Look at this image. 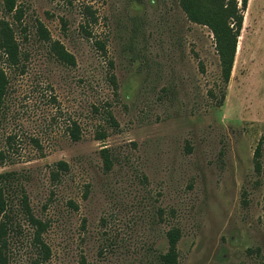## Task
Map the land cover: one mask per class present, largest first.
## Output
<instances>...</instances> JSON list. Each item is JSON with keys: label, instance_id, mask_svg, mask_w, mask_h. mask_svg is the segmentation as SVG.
Wrapping results in <instances>:
<instances>
[{"label": "rangeland", "instance_id": "374dc122", "mask_svg": "<svg viewBox=\"0 0 264 264\" xmlns=\"http://www.w3.org/2000/svg\"><path fill=\"white\" fill-rule=\"evenodd\" d=\"M17 6L21 61L0 56L9 78L0 174H16L47 222L49 264H160L174 228L179 264H264V150L261 174L254 162L264 140V0L244 11L228 84L213 34L179 0ZM38 21L75 66L39 37ZM14 216L9 262L33 264V229Z\"/></svg>", "mask_w": 264, "mask_h": 264}, {"label": "trees", "instance_id": "16d2710c", "mask_svg": "<svg viewBox=\"0 0 264 264\" xmlns=\"http://www.w3.org/2000/svg\"><path fill=\"white\" fill-rule=\"evenodd\" d=\"M248 2L249 0H179L180 7L188 20L207 27L213 34L224 84L229 83L232 75L238 39L244 24V11L248 7ZM0 9L6 16L0 18V56L9 66H18L22 53L16 30L22 26L24 12L18 8L17 0H0ZM7 17H11L12 20L10 21ZM16 26L18 28H15ZM36 29L39 37L50 44L52 52L59 61L69 66L76 65L75 57L60 42L52 40L43 23L38 21ZM8 91V75L3 68H0V120L4 114ZM110 120L114 125H117L112 115H110ZM70 133L74 141L80 140L81 132L76 124L70 129ZM97 137L102 140L106 135L99 133ZM263 150L264 140H261L254 154L255 171L258 174H261L263 170ZM100 154L103 158L105 171H110L113 165L110 150L104 148ZM0 159H5L3 153H0ZM56 166L62 171L69 169L68 164L64 161L58 162ZM53 177L58 179L59 172H53ZM17 180L15 173L0 174V264H10L8 242L11 231L14 230L15 213L22 215L33 229V245L37 252L33 264H49L51 249L43 238L48 230V224L35 216L29 199L24 189L17 184ZM14 199L18 200V203ZM181 237L179 229L174 228L167 232L168 250L159 256L160 264H179L178 243Z\"/></svg>", "mask_w": 264, "mask_h": 264}]
</instances>
